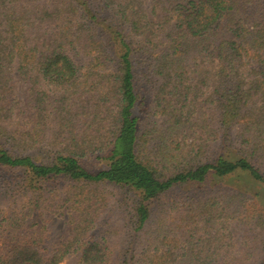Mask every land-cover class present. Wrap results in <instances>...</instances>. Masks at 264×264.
I'll use <instances>...</instances> for the list:
<instances>
[{"label":"trees","instance_id":"obj_1","mask_svg":"<svg viewBox=\"0 0 264 264\" xmlns=\"http://www.w3.org/2000/svg\"><path fill=\"white\" fill-rule=\"evenodd\" d=\"M261 195L264 0H0V264H264Z\"/></svg>","mask_w":264,"mask_h":264},{"label":"rangeland","instance_id":"obj_2","mask_svg":"<svg viewBox=\"0 0 264 264\" xmlns=\"http://www.w3.org/2000/svg\"><path fill=\"white\" fill-rule=\"evenodd\" d=\"M16 84H17L18 93H20L21 95V101L25 104V101L27 99V93H28V85L24 83L23 81H20L19 78L16 79ZM10 126H11L10 127L11 129H16L18 125L12 124ZM235 129H238V128H235ZM222 184L228 185V186H238V185L242 186L243 185V183L238 179V177H234L232 179H226ZM202 190L205 191L207 190V188L204 187L202 189V187H196L194 189L185 190L182 193L172 195L168 199H165L163 202H166L167 204L170 200L178 198L180 196L188 198L191 195H194V196L205 195V193H203ZM260 198L262 199L264 203V195H261ZM186 207L187 206H183V209H185ZM48 218H49V225H50V231H49L50 241L54 242L61 237L68 236L70 232V224L68 221V213L66 211H59V212L51 213L50 215H48ZM35 219H36V213L27 220V223H33ZM121 239H122V236H119L116 238V240H114L113 247L116 250L118 249L120 245Z\"/></svg>","mask_w":264,"mask_h":264}]
</instances>
